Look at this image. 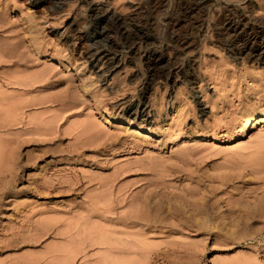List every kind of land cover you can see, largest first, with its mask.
I'll return each mask as SVG.
<instances>
[{
	"label": "rangeland",
	"instance_id": "374dc122",
	"mask_svg": "<svg viewBox=\"0 0 264 264\" xmlns=\"http://www.w3.org/2000/svg\"><path fill=\"white\" fill-rule=\"evenodd\" d=\"M38 1L0 0V264H264V0Z\"/></svg>",
	"mask_w": 264,
	"mask_h": 264
},
{
	"label": "bare ground",
	"instance_id": "6f19581e",
	"mask_svg": "<svg viewBox=\"0 0 264 264\" xmlns=\"http://www.w3.org/2000/svg\"><path fill=\"white\" fill-rule=\"evenodd\" d=\"M36 3H38L39 1L38 0H34ZM108 19H112V17H107V20ZM96 20V19H95ZM106 20V21H107ZM102 21H104V20H102ZM229 21H231V22H240V16H237V15H235V14H230V15H225L224 16V18L222 19V21H221V24L222 23H224V22H229ZM97 23V27L98 26H100V24H101V22L100 21H97L96 22ZM95 23V24H96ZM94 24V25H95ZM96 26V25H95ZM104 28V27H103ZM235 29V28H234ZM104 30V29H103ZM231 30V29H230ZM236 30H231V31H224L225 32V34H229V35H231L230 33L231 32H235ZM136 36H137V34H136ZM127 37V36H126ZM135 37V36H134ZM137 37H139V36H137ZM130 38V37H129ZM133 38V37H132ZM140 38V37H139ZM134 39V38H133ZM254 39V38H253ZM125 40H127V39H125ZM129 40V39H128ZM135 40H138V38H136ZM142 40H145V39H142ZM248 38H246V39H243V43H244V45L243 46H245V44H247V42H248ZM131 40H129L128 42H130ZM133 41V40H132ZM141 41V40H140ZM103 42V41H102ZM251 42V41H250ZM97 43V42H96ZM253 44V43H252ZM97 45V44H96ZM99 45V44H98ZM101 45H103L104 47H102ZM237 45V44H236ZM263 46V45H262ZM114 49V48H113ZM112 49V47L110 46V45H104V44H100L99 46H96V48H95V51H94V55H96L97 53H98V56L96 57V59H95V61H94V64L95 63H97V62H99V60H105V64L104 65H106L105 66V68H104V70H102L103 72H102V74H106V73H109V71H110V68H111V66H112V64H113V62H114V58L112 57V58H109V54H110V51H112L113 50ZM256 49V48H255ZM258 50H260V48L258 47L257 48V51ZM260 52V51H259ZM257 55V54H256ZM151 57H153V54H150V58ZM260 114V113H259ZM140 115L142 116L143 115V111H140ZM258 113H253V114H251L250 116H248L244 121H243V124L239 127V130H238V136H237V139H240V138H242V137H244V136H246L247 135V133L249 132V130L251 129V127L253 126V124H256V123H261L262 122V120H260V119H262V118H259L258 119ZM140 117V116H139ZM136 136H138V132H136ZM197 137V136H196ZM195 139V138H194ZM196 140V139H195ZM2 142H4V141H2ZM10 142V141H9ZM8 142V143H9ZM1 143V142H0ZM4 144H6V142L4 143ZM4 144H2L1 145V148L2 147H4L3 145ZM7 146V145H6ZM8 147V146H7ZM5 149H7L6 147H5ZM9 150V149H8ZM1 152V151H0ZM6 152V151H5ZM8 152V151H7ZM9 155V154H8ZM5 156V155H4ZM5 159V158H4ZM7 159V158H6ZM2 160V159H1ZM2 163H4L3 161H2ZM5 164V163H4ZM3 165V164H2ZM1 168H2V166H1ZM148 197V196H147ZM148 200V199H147ZM147 209V208H146ZM152 216V215H151ZM149 217V216H148ZM156 217V216H155ZM125 218H127V217H125ZM129 218V217H128ZM131 218V219H130ZM130 218H129V220H126V221H129L130 222V224L131 223H134V224H136V223H138L139 221H144V222H146L147 223V221L146 220H148L146 217H144V215H142V214H140L139 212L137 213L136 212V214L135 215H133L132 217L130 216ZM146 218V219H145ZM152 219V218H151ZM131 220V221H130ZM154 220H156V218L154 219ZM150 221H152V220H150ZM145 225V224H144ZM113 237V236H112ZM110 238V237H109ZM108 241H109V252L111 251V250H113L114 249V247H113V242H114V240H117L116 238L112 241V240H109V239H107ZM119 240V239H118ZM108 241H105L103 244H105L106 242H108ZM119 242V241H118ZM124 242H127V241H124ZM119 243H121V242H119ZM119 243H117V244H119ZM132 242H129V244H131ZM135 243V242H134ZM122 244V243H121ZM125 244V243H124ZM123 244V245H124ZM106 245V244H105ZM104 245V246H105ZM114 245H116V244H114ZM132 245V244H131ZM117 246V245H116ZM120 245H118L117 247H119ZM135 245L133 244V247H134ZM129 247V246H128ZM121 250V249H120ZM123 250V249H122ZM130 250H131V247H130ZM132 250H133V248H132ZM114 251V250H113ZM127 251V250H126ZM142 250H140V252H141ZM129 252V251H128ZM132 252V251H131ZM135 252H137V250L135 251ZM146 252H148V251H146ZM146 252H145V254H146ZM150 252V251H149ZM111 253L112 252H110V255H111ZM138 253V252H137ZM136 253V254H137ZM143 253V252H142ZM123 254V253H122ZM121 254V255H122ZM127 255H128V253H126ZM149 254V253H148ZM109 255V254H108ZM110 255H109V257H110ZM126 255V256H127ZM133 255H134V250H133ZM112 256V255H111ZM114 256V255H113ZM116 256V255H115ZM115 256L113 257V258H115ZM137 256V255H136ZM145 256V255H144ZM118 257V256H117ZM122 257V256H121ZM135 257V256H134ZM142 257V256H141ZM146 257H147V254H146ZM146 257H144L145 258V260H146ZM108 258V257H107ZM126 258V257H125ZM124 258V259H125ZM118 259H119V257H118ZM122 259V258H121ZM129 259V258H128ZM116 261V260H115ZM134 261V260H133ZM143 261V260H142ZM122 261H120V262H118V264L119 263H121ZM127 262H129V260L127 261ZM137 262V261H136ZM135 262V263H136ZM144 262V261H143ZM150 262V261H149ZM107 263V262H106ZM105 263V264H106ZM132 263V262H131ZM139 263V262H138ZM138 263H136V264H138ZM140 263H141V261H140ZM139 263V264H140ZM108 264H114V263H112V262H110V263H108ZM129 264V263H128ZM134 264V263H133ZM144 264V263H143Z\"/></svg>",
	"mask_w": 264,
	"mask_h": 264
}]
</instances>
